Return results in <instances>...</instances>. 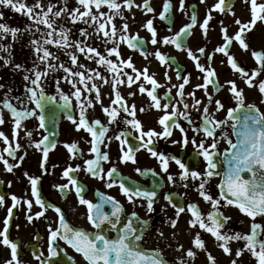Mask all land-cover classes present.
Instances as JSON below:
<instances>
[{"label":"flooded vegetation","instance_id":"flooded-vegetation-1","mask_svg":"<svg viewBox=\"0 0 264 264\" xmlns=\"http://www.w3.org/2000/svg\"><path fill=\"white\" fill-rule=\"evenodd\" d=\"M233 1L231 11L223 13L211 11L212 20L209 21L207 35L204 34L201 25L212 6L217 3V0H206L204 3L201 0H184V11L180 10V0H171L172 10L167 20L160 19L165 0H150V6L155 10L152 13L147 12L144 8L143 0H132L133 6L131 10L127 8L124 0H116L121 5L120 15H116V10L110 9L106 4L102 5L99 10L95 8V5H92L91 11L94 15L99 12L105 14L102 19L106 22L107 30L110 31L111 25L115 24L117 29L115 43L111 40L106 43L107 38L103 36V33L97 34L96 28L100 21L93 22L90 17H84L73 23L67 12L60 17L50 15L49 19L54 21L53 27L56 32L52 37H49L47 33L51 30L45 25L35 24L27 15L16 12L11 7H0V13H3V19L0 20V23L6 24L9 28L20 29L15 38L10 32L0 34V68L1 63L5 66V61H12V58H15L17 62L28 61L29 63L25 64H27V68H30V71L25 70L24 73H7L15 75L13 76L15 81L7 83L4 81L6 96L1 99V113L3 114L4 123L0 124V132L7 136L8 142L6 143L4 138L0 137V154H2L3 159L8 161L9 165L19 164V167H14L13 171L9 172L6 170L3 160H0V196L4 197V204L0 205V232H3L7 226L8 238L18 246L17 255L21 264H40V260H37L36 256H40L41 260H46L47 264H72L73 260L74 264H87V261L80 253H77L64 240L59 238L53 242V246L57 247L60 255L48 259L51 256L49 252V229L55 230L59 227L60 214L56 212V208L61 210L66 222L74 229L89 234L97 231L88 220L87 207L79 203L75 189L68 178L63 175L64 171L70 166L72 168L79 166V171L70 173V175L83 186L85 199L94 204L99 203L101 202L100 195L103 194L114 197L120 202L124 209V213L121 216V226L133 218V213H136L140 220L147 221L145 230L141 233L143 240L140 243V248L146 252H157L165 259L166 264H181L182 261L184 264H211L208 253H211L212 257L215 258V264H232L233 260H236L237 264H257V260L248 251H244L240 257L236 256L237 250L244 248L246 243L244 240L229 241L228 247L231 249V255H229L220 247L222 242L217 241L210 232L201 229L198 224L196 227L190 225L189 221L193 217L191 212L188 211V205H196L205 218L214 211L212 203L205 201L197 190L200 179L189 177L187 180H182L180 178L182 170L172 160L169 161L168 171L165 172L159 159L153 157L143 147L139 151H134L136 163L131 161L124 163L121 159L123 155L121 143L115 139L117 135L123 132L133 149L142 143L138 139L140 132L124 122L126 119L132 120L133 117L122 111L119 104H113L116 91H119L127 105H135V119L141 122L143 131L154 130L157 133H161L164 131V126L159 123L160 118L174 111L178 113L186 112L191 117V124L180 115L173 117L169 124L177 123L186 130L189 140L187 146H183V134L179 128L172 127V135L170 137H153L152 147L155 151L168 157L175 156L179 158L191 171L203 174L207 167L206 162L202 156L197 154L191 141L195 139L199 143L203 140L205 146L208 147L212 143V139L206 137L203 131L198 134L193 131V128H200L203 125V108L205 106L209 109L210 118L215 120L226 119L227 110L237 106L233 95L228 90L230 85L227 82L234 81L237 88L243 91L245 103L255 104L263 112L260 101L254 95L251 99L246 94L247 88L253 89L255 87L260 80L262 72L253 79V86L250 87L246 83L247 77L231 68L228 56L216 52L218 47L225 44L222 29L227 30L229 37H234L241 27V25L236 24L235 21L237 19L241 21V24L250 22L249 20H244L243 16L240 15V11L236 12L241 0ZM20 2L32 6L37 3V0H20ZM39 2L44 6V11H47L49 3L55 5L53 13L64 7H67L69 12L76 9V7L70 5L71 0H39ZM75 3H78V0ZM79 10L80 12L85 11L82 5ZM36 12H40V9H35L33 14L35 15ZM193 12L197 14V21L192 27L190 35H185L181 38L180 42L184 46L183 50L176 48L172 44H163L162 41L165 37L174 36L183 27L193 23L191 20ZM109 16L113 17L110 22H108ZM149 19L153 21V27L157 32L156 39L158 42L155 45L151 43L152 35L145 27ZM85 21L88 22L86 23ZM125 24L128 25L126 32L123 31ZM256 25L252 27L251 31H246L244 34L245 42L249 46L247 50L243 49L236 40H233L228 49L229 55L238 62L239 66L248 73L249 77L252 76L254 70L260 67L256 58L252 55L253 51L264 53L261 49L253 48V30ZM61 29L69 30V44L78 41L81 46L96 48L101 55L113 60L120 70L119 78L122 80L126 81L127 76H132L135 79L136 72L121 64V60L131 59L135 69L140 73L147 69V74L158 82L159 87H157L155 95L160 100L161 108L157 109L153 106L154 102L148 96L147 91L144 93L139 91L141 85L147 90L152 88V85L145 81L142 75L130 87L127 83H122L115 85V88H113L117 74L110 71L107 66L99 64L98 57L95 54L82 53L76 47L65 49L57 47L55 44H44L46 39H59L58 33ZM82 31H86L88 35H81ZM121 35H126L130 38L139 36L143 42L141 50L129 48L126 41L120 40ZM34 40L38 41L44 48H47L57 58H49L42 63L39 56L43 53L41 52L38 55L35 52V46L32 43ZM113 47L118 48L119 57L108 55L109 50ZM200 48H204L206 54H200L198 51ZM188 49L199 58L202 65L205 67L210 66L216 71V77L213 78L215 87L213 84H209L207 94L204 89L196 87L205 83V74L197 69L196 62L188 56ZM157 51L171 58L168 65L159 61L155 55ZM69 53L76 55L77 60L80 59L83 62L81 63L83 67H79V72L84 73L85 83H81L78 76H70L69 73L64 71V68L69 69L70 67L71 58ZM89 56L92 58L89 59ZM60 63L64 68L60 67ZM48 64L55 65L56 70L60 68L61 73L55 72V68L48 69ZM71 66H75V64ZM14 71L22 72L23 69L20 67ZM35 71H47L48 74L41 78L40 83L44 95L54 98L44 102V129L39 126L38 116L40 110L35 108V104L29 99L30 93L26 90L35 86L30 83V80L24 79L26 75L30 79H35ZM177 72L180 73V77L177 76ZM95 73H99L100 76L107 79L108 83H104L96 77ZM4 74L3 76H5ZM184 79H188L189 83L184 85V96L181 98L177 86L182 84ZM69 80H71V83L68 82ZM73 84H75V88ZM93 84L99 88V100L95 99L96 89L91 87ZM76 88H79L82 93L80 101H77L74 95ZM39 91L37 89L38 95ZM192 92H195L196 99H200L203 102L199 106V111L191 107L194 101L189 93ZM61 93L69 97L67 106H65V101L61 99ZM131 93H135V95H131ZM209 96L213 100H220L224 104V109L217 111L214 103L210 105L208 103ZM87 100H92L94 106L88 107L85 103ZM184 102L190 105L188 109L184 108ZM5 103H11L17 110L21 111L35 110L37 116H30L23 120L21 127L17 129L15 120L11 112L5 107ZM81 104H85L86 115L90 122L99 120L107 129L104 143L100 145L101 151L109 156V160H101L100 162L104 173L115 167L118 170L115 178L124 180L126 186L130 188L138 187L142 191H156L157 196L152 212L149 213L147 211V202L145 200L139 199L135 204L129 203L118 186L108 188L106 179L102 180L87 173L86 160L95 158V154L90 151L92 137L84 129L77 130L76 125L68 119L69 116H72L73 119L79 120ZM164 105H168L167 109L164 108ZM102 106L117 108L119 116L116 122L109 123L110 118L102 110ZM141 109H145V111H141ZM241 114L238 113L237 115ZM99 130L97 128V131ZM216 132L218 138L223 133H227L235 142L229 125L218 128ZM52 133L54 135H50ZM44 136H48L49 142L55 145L54 148L50 147L46 162L43 159L42 150L34 146ZM109 138H111L110 143ZM174 141L177 142L174 143ZM73 143L79 149L75 154L65 147V145ZM17 144L20 145L19 149H16ZM228 147L226 140L220 139L217 149L213 150L218 153V166L219 161L223 159L225 149ZM126 149L127 145L125 146ZM9 151H14L15 155L10 156L8 154ZM20 157H23L22 162ZM136 169H141L144 174L138 173ZM169 175L174 177L173 181H169ZM29 177L38 180L37 190L41 200L44 202V208H41L36 203V197L32 194V185ZM202 178L207 179L205 186L207 192L212 195L213 199H219L220 188L218 186L222 183V175H215L211 178L202 175ZM65 184L69 185V189L62 191L60 186ZM167 195L173 197L172 202L177 204V206L185 208V211L180 213L178 219L176 209L164 198ZM13 196L21 201L14 208L12 207L14 203L12 200ZM27 201H32L31 210L28 208ZM10 208L12 209V216L9 219ZM104 210L110 213L112 210L111 204H105ZM41 211L44 212V215L37 218L36 214ZM220 211L224 217L230 218L224 222L223 228L220 229L222 234H250L253 221L241 213L237 207L227 205L221 200ZM29 215L33 217L31 221L28 220ZM6 219L8 220L7 225L5 224ZM140 220H134V226L143 227L140 224ZM173 221H176L175 227L172 226ZM256 222L264 225V217L258 216ZM103 232L109 237L117 236V232L107 225L104 226ZM161 233L163 235H160ZM197 234L204 242V250L198 249L194 245ZM259 239L264 240V234ZM2 241L3 237L1 236V260L7 262L12 259L11 249L3 244ZM190 249L196 253L194 259L187 256V252Z\"/></svg>","mask_w":264,"mask_h":264},{"label":"snow or ice","instance_id":"snow-or-ice-1","mask_svg":"<svg viewBox=\"0 0 264 264\" xmlns=\"http://www.w3.org/2000/svg\"><path fill=\"white\" fill-rule=\"evenodd\" d=\"M125 5L129 10H131L133 6L132 0H124ZM144 8L147 12L152 13L155 10L150 6V0H143ZM202 3L206 2V0H201ZM246 3H250L252 20L249 23L241 24V21L237 19L235 22L238 25H241L239 32L234 37H229L227 35V30L222 29L224 32L225 44L216 49V52L223 53L228 56V62L233 70L241 73L244 77H247L246 83L251 87L253 86V79L260 74L261 71H264V53L253 51L252 55L256 58L260 67L257 70H254L252 76L249 77L248 73L239 66L238 62L228 53L229 46L232 44L233 40L239 42L241 47L245 50L248 49V44L245 42L244 34L246 31H251L252 27L256 24L257 20H264V3H257V0H245ZM78 3L82 5L85 11L80 12V10L74 9L69 12L67 7L62 8L59 11L53 13V8L55 5L49 3L47 6V11H44V6L37 0L32 6H28L24 3H21L20 0H0V7H11L14 11L23 13L28 16L30 20H32L35 24L45 25L49 31L47 35L52 37L56 32V29L53 27L54 21L49 19L50 15H54L55 17H60L64 13H68L71 22L75 23L77 20L83 19L84 17H90V19L95 21H100L96 28L97 34L103 33V36L106 39V43L108 40L113 41L115 43V37L117 33V29L115 24L111 25L110 31L106 28V22L102 19L104 17V13L99 12L97 15H94L91 11L92 5H95V8L99 10L102 5H107L110 9L116 10V15H120L121 5L116 2V0H78ZM39 8L40 12H36L35 15L34 10ZM172 10V2L171 0H165L163 4V10L160 13L161 20L169 19V14ZM180 10L184 11V0H180ZM211 11L218 12H226L231 11V8L228 6L227 0H217L212 6V9L207 13L206 19L203 21L201 27L204 31V34L207 35L209 21L212 20ZM235 15V13H233ZM3 19V13H0V20ZM113 19L112 16L108 17V22ZM191 20L193 23L186 25L183 27L180 32L176 33L174 36L165 37L162 41L163 44L175 45L176 48L182 49L184 46L181 44V38L185 35H190L191 29L197 21V14L193 12L191 16ZM86 23L88 21H85ZM147 30L152 35L151 43L153 45L157 44V32L153 27V21L149 19L145 25ZM128 25L125 24L123 26V31L126 32ZM39 30V29H37ZM20 31L18 28H9L6 24L0 23V34L3 33H11L13 38L16 37L17 33ZM68 31L61 29L58 33L60 37L57 40L46 39L44 44H55L57 47L61 48H69L76 47L80 52L95 54L98 57V63L116 73L117 76L115 78V85L127 83L130 87L136 80L143 76V79L152 85L151 90H147L143 85L140 86L139 91L144 93L147 91L148 96L154 102V107L157 109L161 108L160 100L155 95L157 87H159L158 82L150 75L147 74V69L144 70L143 73L138 72L131 59L126 61L121 60L120 63L125 65L128 68L133 69L136 72L135 79L132 76H127V80H122L119 78V69L117 64L113 62L111 59H107L105 56L101 55L96 48L93 47H83L80 42H73L69 44L68 41ZM81 35L87 36L86 31H82ZM121 41H126L128 47L134 50H141L142 40L139 36L136 37H128L126 35L120 36ZM35 46V52L39 55L41 52L42 55L39 56L40 61L43 63L47 61L49 58L56 59L51 52L44 48L43 45H40L38 41H32ZM200 54H206L204 48H200L198 50ZM188 56L196 62L197 69L205 74L204 79L205 83L197 85V88L204 89L207 94V88L209 84H213V78L216 77L215 69L209 67H205L199 61V58L192 53L190 49L187 50ZM71 61L73 64L77 63V56L69 53ZM109 56L115 55L117 57L120 56V52L117 47H113L108 52ZM156 57L162 64L168 65L171 58L166 57L160 52L155 53ZM92 57L89 56V59ZM211 59V57H209ZM7 63V61L5 62ZM17 69H19L20 65H15ZM61 68H64L63 65H60ZM83 67V65H81ZM48 69L55 68V65L48 64ZM64 71L69 73L70 76H78L80 78L81 83H85V75L83 72H72L71 69L64 68ZM47 71H35L34 76L35 79H30L29 76H25V80H30V83L35 87L27 88V92L30 93L29 99L35 104V108L39 109V126L41 129L45 128V115H44V102L47 100H53V97H46L43 92V88L41 85V78L46 76ZM104 83H108L107 79L103 76H100L99 73L94 74ZM177 76L180 77V73L177 72ZM66 79H68L66 77ZM71 83V80L68 81ZM189 83L188 79H184V82L177 87L179 88V95L181 98L184 96V85ZM229 87V92L233 95L236 101V107L230 108L227 110V117L224 120H215L210 118L209 109L207 106L203 108V125L200 128H193V131L198 134L203 131L206 137L212 139V143L206 147L205 142L201 140L199 143L195 139L191 141L194 145L196 152L198 155L202 156L204 161L206 162V170L203 174L197 171H191L188 166L183 163L179 158L172 156L168 157L162 153H159L154 150L153 145V137H163L167 138L172 135L171 128L177 127L183 134L182 143L183 146H187L189 143L187 132L183 127H180L177 123L169 124L170 121L173 120V117L180 115L183 116L186 120L191 124V117L186 112H177L174 111L171 114H165L162 118H160L159 123L164 126V131L161 133H157L154 130L143 131L141 122L135 119L136 110L135 105H127V102L120 95L119 91H116L115 100L113 104H119L120 109L128 115L132 116V120H125L126 124H130L133 128L140 132L138 139L142 142L135 149L131 145H129L128 140L125 134L122 132L115 137V139L119 140L121 143V151L123 153L121 159L124 163L131 161L132 163H136L134 151H139L141 147L147 149L148 152L151 153L153 157H156L161 162L162 168L165 172L168 171L169 161H174L178 167L182 170L180 178L182 180H187L189 177L192 179H200L198 191L199 194L204 198L205 201L211 202L214 211L210 213L206 218L202 215L196 205H188V211L191 212L193 219L189 221L192 227H196L197 224L201 229H204L210 232L217 241H221L220 247L226 254L231 255V249L228 247V242L231 240H244L245 246L242 249L237 250L236 256L240 257L243 255L244 251H248L251 255L257 260V264H264V240L259 239V237L264 234V225L257 223L256 219L258 216L264 217V112H261L260 109L255 104H246L245 98L242 90L237 88V85L234 81L227 82ZM215 87V84H213ZM3 87V85H0ZM75 88V84H73ZM92 88L96 89L95 99L99 100V88L93 84ZM37 89H39V95L37 94ZM259 91L264 94V81L259 83ZM75 98L77 101H80L82 93L79 88H76L74 92ZM131 95H135V93H131ZM190 96L193 97V104L191 107L196 108L199 111V106L203 103L200 99H196L195 92L189 93ZM61 99L65 101V106L68 105L69 97L61 93ZM86 105L88 107H93L92 100H87ZM102 103V102H101ZM208 103L215 104L217 111L224 109V104L220 100H213L211 96L208 97ZM185 109H188L190 105L186 102L183 104ZM5 107L11 112L14 120L15 126L17 129L21 127V122L28 117H36L37 112L35 110H17L11 103H5ZM168 105H164V108L167 109ZM80 117L79 120L73 119L72 116H69L68 119L76 125L77 130L84 129L88 132L92 139L90 141L91 144V153L95 154L94 159L86 160V171L87 173L97 177L99 179H106L108 188H112L114 186H118L121 189L122 194L127 198L129 203L135 204L137 200L143 199L145 200L147 211L150 213L154 210L153 205L155 202V198L157 196L156 191H142L140 188H130L126 186V182L124 180H117L115 178L117 174V169L112 167L107 173H104L103 168L100 166L101 160L107 161L109 160V156L107 153L101 151L100 145L104 143L105 134L107 129L101 124L99 120L89 121L86 115V107L85 104L80 105ZM102 110L106 113V115L110 118L109 123H113L117 121L119 116V111L117 108H109L103 107ZM141 111H145V109H141ZM238 113H242V117L237 115ZM4 123L3 114L0 113V124ZM224 125H229L232 129V134L236 137L235 142L231 139V137L227 133H223L222 135L217 137L216 130L218 128H223ZM97 128L100 130L97 131ZM18 135V133H17ZM31 135V133H29ZM54 135V133L50 134ZM0 137H3L5 142H8L7 136L4 135L3 132H0ZM123 137V138H122ZM147 137V139H145ZM220 139L226 140L229 147L225 149L223 153V158L225 163L227 164V171L224 173L223 182L218 186L220 188L219 199H213L212 195H210L206 190L207 179L202 178V175L207 178H211L218 173L216 169L218 168V161L216 151L218 142ZM111 142V138H109V143ZM177 141H174L176 143ZM127 145V149L125 150V146ZM37 149H41L43 153V159L46 162L48 157V152L50 147L54 148L55 145L49 142V137L44 136L41 141L35 143L34 145ZM43 146V147H42ZM70 152H78V146L73 143L71 145H65ZM20 145H16V149H19ZM75 150V151H74ZM10 156H14V151H9ZM0 160H3V163L6 167V170L11 172L14 167H19V164L9 165L6 159H3L2 154H0ZM22 162L23 157H20ZM43 166V165H42ZM79 171V166L76 168H72L71 166L67 168L63 175L68 178L70 184L75 189L76 195L79 198V203L85 205L87 207L88 212V220L93 225V227L97 230L95 233L89 234L84 231H79L71 227L65 220L64 215L62 214L59 208H56V212L59 213V227L55 230L49 229L50 231V246L49 252L51 257L59 256L60 253L57 251V247L53 246V242L57 241V239L64 240L70 247H72L77 253H80L83 258L87 261V264H166L165 259L162 258L161 255L157 254L155 251L146 252L141 250L140 243L143 240V236L141 233L145 230L147 225V221L140 220L136 213H133L132 219H129L126 224L121 226V216L124 213L123 206L117 201L114 197H109L107 195H100L99 203H92L87 200L83 196L84 188L81 184L78 183L77 179H75L70 173H75ZM136 171L140 174H144L141 169H136ZM245 173L250 174V178H245ZM27 175V173H26ZM169 181H173L174 177L169 175ZM30 183L32 185V194L36 197V203L40 205L41 208H44V202L41 200L39 192L37 190L38 180L33 177H29ZM187 187V185H185ZM61 190L69 189V185H61ZM172 207L176 209L177 219L180 213L185 211L184 207H179L177 204L173 203V197L171 195H167L164 197ZM13 205L12 207H16L20 204V200L13 196ZM221 200L225 202L227 205H232L237 207L241 213L248 216L252 221L251 232L250 234L243 233H235L234 235L222 234L220 229L223 228L224 222L227 221L228 217H224L220 211ZM4 204V197L0 196V205ZM105 204H111V212H106L104 210ZM27 205L29 210L32 208V201H27ZM143 206V205H141ZM44 212L41 211L36 214V217L39 218L43 216ZM12 216V209H9L8 217L9 219ZM33 217L31 215L28 216V220L31 221ZM134 220H140V224L143 227L134 226ZM207 221V222H206ZM8 220L6 219L5 224L7 225ZM109 226L112 230L117 232L116 237H109L106 233L103 232L104 226ZM172 226H176V221L172 222ZM8 229L5 227L3 232H0V236L3 237V244L9 246L11 249V257L12 259L7 261L6 264H21L17 255V244L10 241L7 235ZM160 235H163L161 233ZM194 245L196 248L204 250L205 245L204 242L200 239L197 234ZM182 247V246H181ZM187 256L194 259L196 253L191 249L188 250ZM208 258L211 261V264H215V258L212 257L211 253H208ZM37 260H40V264H47L46 260H41L40 256H36ZM74 264V260L72 262ZM181 264H184L182 261ZM232 264H237L236 260L232 261Z\"/></svg>","mask_w":264,"mask_h":264},{"label":"rangeland","instance_id":"rangeland-1","mask_svg":"<svg viewBox=\"0 0 264 264\" xmlns=\"http://www.w3.org/2000/svg\"><path fill=\"white\" fill-rule=\"evenodd\" d=\"M76 0H71V6L76 7V9H81V5H79L78 3H75ZM257 3H264V0H257ZM71 8V7H70ZM240 11V15L243 16L244 20L247 21H251L252 20V13H251V8H250V3H246L245 0H241L240 5L238 6L236 12ZM264 15V14H262ZM256 28L253 30V48L254 49H261L262 51H264V20H257L256 22ZM2 61V59H1ZM6 62V61H5ZM25 63H29L28 61L26 62H17V60L15 58H12L11 60H8L7 63H5V66L2 65L1 63V85H3V87L0 88V102L1 99H3V97L6 96V89L5 88V84L4 81L7 82H12L15 81L12 74H7V73H24V71H30V68H27V64ZM81 62L80 59L77 60V66L75 64V66H71L73 63L70 61V67L69 69H71V71L74 72H79V67L81 66ZM15 65H20L23 69L22 72H16L14 71L16 69ZM61 65V63H60ZM26 66V67H25ZM30 66V65H29ZM32 69V68H31ZM57 71V73H61L60 68L58 70H56L55 68V72ZM261 77L260 80L257 82V84L255 85V87L253 89H248L246 91L247 97L248 98H253V95L255 96V98L260 101V106L262 111L264 112V94H262L259 91V83L261 81H264V71H261ZM6 73V74H4ZM3 74L5 76H3ZM3 76V77H2ZM1 104V103H0ZM0 113H1V109H0ZM0 264H4L1 259H0Z\"/></svg>","mask_w":264,"mask_h":264},{"label":"water","instance_id":"water-1","mask_svg":"<svg viewBox=\"0 0 264 264\" xmlns=\"http://www.w3.org/2000/svg\"><path fill=\"white\" fill-rule=\"evenodd\" d=\"M226 167V166H225ZM228 167V166H227ZM225 170H226V168H225ZM226 172V171H225ZM245 175V178H250V174H248V173H245L244 174Z\"/></svg>","mask_w":264,"mask_h":264}]
</instances>
